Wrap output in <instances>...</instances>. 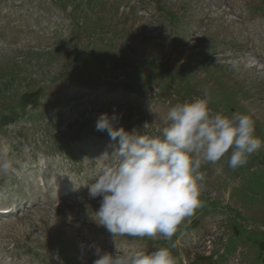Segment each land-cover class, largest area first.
<instances>
[{"label":"rangeland","instance_id":"1","mask_svg":"<svg viewBox=\"0 0 264 264\" xmlns=\"http://www.w3.org/2000/svg\"><path fill=\"white\" fill-rule=\"evenodd\" d=\"M263 80L264 0H0V145L20 162L0 178V264H93V243L264 264V147L235 170L229 154L202 163V206L171 241L113 237L88 195L116 146L101 113L158 135L171 106L207 98L264 141Z\"/></svg>","mask_w":264,"mask_h":264},{"label":"clouds","instance_id":"2","mask_svg":"<svg viewBox=\"0 0 264 264\" xmlns=\"http://www.w3.org/2000/svg\"><path fill=\"white\" fill-rule=\"evenodd\" d=\"M208 105L207 98L176 103L158 135L146 134L147 123L143 133L116 127L115 113H101L95 127L106 130L116 146L96 160L101 164L88 195L101 199L92 220L113 237L160 236L171 241L184 220L202 206V163H216L229 154L228 166L235 170L264 147L250 115L213 114ZM19 163L8 144L0 145V178L14 174ZM88 247L96 257L93 264H175L169 247L115 253L94 243Z\"/></svg>","mask_w":264,"mask_h":264},{"label":"bare ground","instance_id":"3","mask_svg":"<svg viewBox=\"0 0 264 264\" xmlns=\"http://www.w3.org/2000/svg\"><path fill=\"white\" fill-rule=\"evenodd\" d=\"M208 10H209V9H208ZM210 14H212V13H210ZM241 43H242V42H241ZM226 55H227V54H226ZM251 55H252V57H255V58H253V60L256 61V64H255V65H258V64H259V60L256 59V57H257L256 54H255V53H252ZM253 60H252V61H253ZM263 82H264V80H263Z\"/></svg>","mask_w":264,"mask_h":264}]
</instances>
